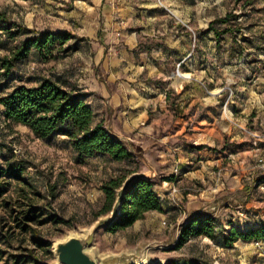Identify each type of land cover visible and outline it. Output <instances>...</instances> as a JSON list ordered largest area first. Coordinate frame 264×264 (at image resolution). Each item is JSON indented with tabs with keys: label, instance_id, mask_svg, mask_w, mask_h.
<instances>
[{
	"label": "rangeland",
	"instance_id": "374dc122",
	"mask_svg": "<svg viewBox=\"0 0 264 264\" xmlns=\"http://www.w3.org/2000/svg\"><path fill=\"white\" fill-rule=\"evenodd\" d=\"M144 1L146 11L180 20L184 26L178 21L177 33L195 32L198 41L192 42L190 50L199 60L215 63L213 83L207 81L206 70L196 71L194 77L179 66L173 70L174 78L184 81V90L189 88L187 82L199 85L201 97L208 98L201 99L199 112L213 115L215 128L194 131L191 120L184 118L185 129L178 138L180 158L159 162L160 154L166 153L161 141L165 134L149 132L132 159L114 162L102 156H77L65 136L37 139L25 126L4 122L0 106V167L10 160L26 165L25 182H12L0 199V264H13L10 255H28L30 251L38 264H57L53 254L56 241L80 236L111 214L99 215L101 186L111 178H124L118 196L125 183L140 174L154 182L163 209L148 212L143 219L115 232L100 229L92 247L97 257L136 254L149 244V264L169 260L264 264V241L237 240L224 247L198 236L177 244L181 225L194 213L213 216L217 231L230 227L245 231L264 223V166L259 163L264 159V0ZM81 2L0 0V17L6 20L0 22V57L9 56L29 35L20 32L9 37V32L19 29L68 31L80 38L76 49L47 61L32 50L8 75L0 68V97L16 86L36 85L44 77L57 79L68 88L82 86L83 93L89 92L86 84L96 77L107 81L110 67L103 64L105 51L98 52L103 43L92 33L99 28L92 20L96 9L90 0H83V5ZM219 19L223 22L216 21ZM211 22L216 30L229 32L216 40L214 33L207 31ZM168 90L174 101L177 91ZM99 109L109 130L111 114L107 107L100 105ZM198 150L213 160L203 165L201 177L184 175L201 159ZM30 209L37 210L32 221L24 218ZM34 233L49 245L34 243Z\"/></svg>",
	"mask_w": 264,
	"mask_h": 264
},
{
	"label": "crops",
	"instance_id": "0c3cea01",
	"mask_svg": "<svg viewBox=\"0 0 264 264\" xmlns=\"http://www.w3.org/2000/svg\"><path fill=\"white\" fill-rule=\"evenodd\" d=\"M90 1L96 9L92 20L99 25L98 29L92 30L96 33L93 38L98 37L103 43L98 52L103 54L105 51L103 64L105 68L110 67V71L107 72V81L96 77L86 84L89 86L86 103L92 108L96 120L103 123L100 105L102 109L108 108L111 114L108 131L127 146L133 157L134 150L145 141L144 135L160 132L165 134L161 141H164L162 145L166 153L162 152L158 161L180 158L178 138L185 129L183 119L191 120L192 130L202 131L215 128L212 121L215 117L200 114L201 99L208 98L201 97L199 85L187 82L189 88L184 90V81L175 79L173 70L179 65L193 77L196 71L206 70L207 81L213 83L215 63L199 60L190 50L192 42L198 41L195 32L181 30L177 33L176 27L179 23L183 25L182 22L166 13L146 11L144 0ZM168 89L177 91L174 101L169 98ZM205 122L207 124H202ZM127 133L134 134L125 137ZM200 153V150L196 151L201 159L195 169L187 168L184 175L201 177L205 171L203 165L210 163L213 156ZM181 161L188 163L184 159ZM160 206L163 209L161 200Z\"/></svg>",
	"mask_w": 264,
	"mask_h": 264
},
{
	"label": "trees",
	"instance_id": "16d2710c",
	"mask_svg": "<svg viewBox=\"0 0 264 264\" xmlns=\"http://www.w3.org/2000/svg\"><path fill=\"white\" fill-rule=\"evenodd\" d=\"M223 22V20H216ZM0 22L6 23L0 17ZM211 22L207 28L213 32L216 40L229 29L221 31L213 28ZM25 36L9 56L0 57V68L8 75L17 63L25 59L33 50L40 60L47 61L59 53L76 49L80 38L68 31L32 32L27 29L9 32L12 38L19 33ZM31 34V35H30ZM69 43V44H68ZM86 93L79 86L67 87L63 82L51 77L41 78L33 86L19 85L0 97L1 114L4 122L25 126L37 139L53 136H65L72 149L79 157H107L114 162L133 158L132 153L122 141L115 138L102 121H97L92 108L86 103ZM26 165L18 160H10L0 167V199L7 193L12 182H25ZM124 178H111L101 186L103 204L99 215L112 211L117 200V191ZM154 182L146 178H135L123 194L120 210L114 221L106 229L110 232L126 228L141 220L151 211H161L160 200L154 190ZM37 210L30 209L24 218L32 221ZM25 229V226L24 228ZM202 236L217 241L221 246H231L235 241H264V223L257 227L241 231L230 227L227 231H217L216 219L208 214L194 213L180 227L178 245L189 237ZM33 242L39 246L49 245L41 242L34 233ZM2 251H0V259ZM13 264L31 262L38 264L36 256L30 251L28 255H10ZM165 264H189L169 260Z\"/></svg>",
	"mask_w": 264,
	"mask_h": 264
},
{
	"label": "water",
	"instance_id": "95a60500",
	"mask_svg": "<svg viewBox=\"0 0 264 264\" xmlns=\"http://www.w3.org/2000/svg\"><path fill=\"white\" fill-rule=\"evenodd\" d=\"M135 178L148 179L147 176L140 174L133 176L127 181L119 191L117 200L109 216L98 220L89 230L80 236H67L54 243L53 254L56 258L57 264H149L146 256L147 250L150 247L149 244L140 247L136 254L124 253L120 255H105L103 257H97L92 251L96 233L100 229H107L114 221L120 210L123 194L131 181Z\"/></svg>",
	"mask_w": 264,
	"mask_h": 264
},
{
	"label": "built area",
	"instance_id": "2783aa9c",
	"mask_svg": "<svg viewBox=\"0 0 264 264\" xmlns=\"http://www.w3.org/2000/svg\"><path fill=\"white\" fill-rule=\"evenodd\" d=\"M178 66H179V65H178ZM259 163H261V165L264 166V159H259ZM172 191L175 192L176 189L173 188ZM163 224H164V223H163ZM255 245H256V246H259V242H255Z\"/></svg>",
	"mask_w": 264,
	"mask_h": 264
}]
</instances>
